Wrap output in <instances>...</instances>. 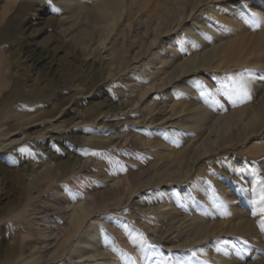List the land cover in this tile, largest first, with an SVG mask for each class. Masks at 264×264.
<instances>
[{"label":"bare ground","instance_id":"bare-ground-1","mask_svg":"<svg viewBox=\"0 0 264 264\" xmlns=\"http://www.w3.org/2000/svg\"><path fill=\"white\" fill-rule=\"evenodd\" d=\"M52 6L60 11H51L47 0H0V154L16 145L14 137L46 125L37 114L39 95L22 96L19 90L34 92L38 88L32 83L34 76L42 82L54 81L57 46L71 49L81 63L93 68L86 96L104 97L103 103L111 108L98 112L91 122L69 125L91 134L79 143V158H63L55 168L42 171L47 163L36 160L33 150L39 145L52 153L53 137L61 139L69 128L57 124L27 136L22 147L34 155L18 149L8 153L17 160L25 158L26 183L37 176L27 184L30 193L40 183L59 187L57 201L49 208L64 221L62 233H55L46 221L40 224L42 218L32 204L22 201L17 216L27 229L10 264H132L129 256L140 264L138 245L114 230L117 221L132 227L127 232L142 233L160 246L165 256L169 250L181 255L193 249L198 256L194 264H231L238 252L221 245L222 251H216L217 244L210 238L222 233L242 235L252 243L249 223L235 222L239 212L232 192L215 179L223 161L214 164L209 155L221 148L249 145L251 138L264 132L263 74L259 77L254 72L257 63L249 61L264 53V0H52ZM251 13L262 19L259 27L247 22ZM140 23L151 34L148 53L136 48L143 46L135 27ZM251 28L261 33L255 39L247 33ZM49 34L48 43L54 44L45 48ZM11 44L20 46V60L7 49ZM22 68L32 75L19 84ZM245 70L251 71L250 76ZM241 74L250 81V102L233 107L217 95L220 104L211 105L201 97V84L214 91L227 75ZM125 88L140 99L130 97L118 106ZM60 96L65 98L63 93ZM7 118L16 125L13 132L4 131ZM114 125L118 126L112 130ZM129 126L135 129L133 138L149 163L141 179L124 176L114 154ZM94 151L102 155L94 156ZM262 151L264 141L255 140L245 150L253 156ZM84 169L96 176L91 193L106 192L107 200L86 202L87 195L72 187ZM149 187L153 191L145 193Z\"/></svg>","mask_w":264,"mask_h":264},{"label":"rangeland","instance_id":"rangeland-1","mask_svg":"<svg viewBox=\"0 0 264 264\" xmlns=\"http://www.w3.org/2000/svg\"><path fill=\"white\" fill-rule=\"evenodd\" d=\"M141 23L135 27H137L136 31L139 32L138 38H140L143 41V46H136V48L137 50L140 48L142 50L143 48L142 51L144 53L146 52L148 53V49L150 48L149 43L151 41V34H150V31L145 30L144 28L145 25H142ZM247 33L251 36H254V39L259 34H261L257 32L255 29L253 30L252 28L249 29ZM49 35L50 36H47L48 39H46L43 44L45 48H50L54 44L52 42L48 43V41L50 40L51 34ZM125 44L126 45L129 44V39H126ZM11 45L8 46L7 49L12 50V56L14 58L17 57L16 59L20 60L22 58V56H20V46H17L16 44H14L16 47L14 45L12 46ZM57 47L59 49L58 50L59 55L57 57V71H56L54 81L42 82V80H40L38 76H34L32 79H34L35 81L32 83L33 84L35 83L34 85L36 86V88L38 87L34 92L28 91V89H24V88H21L19 90L22 96L23 95L27 96L28 94H30L31 96L39 95L38 97L40 98L39 103H40L41 110L37 114H38V117L39 116L41 117V118L39 117L40 119H45L44 121L46 122V125L33 128L32 130L24 131V133H21L20 135L14 137V139L17 140L16 145L13 144L11 146L6 147V149H4V152L0 154V264H10L12 260L11 257H13L14 252H16L17 250L21 248L20 241H21V237L24 235L22 233H24L27 228L26 226H24L21 219H19V217L17 216V213L20 211V208L23 207L24 205L23 202H28L32 204L30 206L31 208H33V211L36 213V215L39 218H42V221L40 224L43 225L45 224L44 222L46 221L49 230H52V231L54 230L56 231L55 233L57 232L62 233V231L64 230V221L62 217L59 215V213H57V211L51 210L49 208V206L55 205L57 201L56 191L59 192L58 191L59 187L58 186L56 188L55 186L47 187L45 183L44 184L40 183L41 186L40 184H38L37 187L40 186L39 188L42 187L43 190L42 189L40 190L39 188L36 187L37 191H35L34 193H30L27 184L32 183V181H34L37 176L32 175L30 178V181L26 183L24 181L25 179H27L24 175L25 174V171H24L25 158L24 157L19 158L20 156L16 155V156H19L17 160L13 157H7V156L13 155V154H8V153L13 152L17 149L19 152L20 147L26 144L28 135L34 136L36 135V133L38 135L39 133L45 131L44 128L51 127L52 125H56V124L63 125V126L68 125L69 127V125H71L72 123L79 122V121L91 122L94 119L93 117L97 116L98 112H101V111L106 112V111H109L111 108V106L109 107L108 104L103 103L104 97H100V99L94 100L93 97L87 98L86 96V95H89L87 93H88V90H90L89 86L92 83L91 78H92V73L94 72L93 68L84 63H81L78 59V55L75 52H73L71 49H64L62 46L60 47L57 46ZM104 52L105 50H102V53ZM256 59L257 61H255V58L251 60L249 59V61H251L250 62L251 64L257 63L258 66L260 65L259 67L255 66V69L257 70L255 71L253 70V71L257 72L259 74V77L263 74L262 77L264 78V71H263L264 70V53L260 52V54L256 57ZM24 70L26 71V68L25 69L22 68L18 73L19 76L17 75L19 84L23 83V81L30 79L29 76L32 75V74H29L27 71L25 72ZM262 77H260V79L261 81H264ZM83 92L85 94L82 96L81 94H83ZM60 93L61 94L63 93V96L65 97L63 100H62V97L60 96ZM138 96L139 94H135V97H134V95H131V93H129L128 88L127 89L125 88L123 92L122 101L118 100L119 102L117 101L116 105L119 106L123 102H127L126 100L130 101V99L132 98L133 99L135 98V100L138 98L136 101L138 102L140 99V97ZM71 97H73V99H71ZM222 98L225 99V97H222ZM68 99L72 101L71 102L72 104L69 103L70 101ZM99 102L102 103L101 106H98ZM61 112L64 114V115L62 114L63 115L62 118L59 117V114ZM10 119L11 118H7L4 121V124H6L4 131L6 133L13 132L14 129L16 128V125L13 123V119L11 120ZM213 121L215 120L213 119ZM117 126L114 125L113 128L112 127L110 128L112 130H115ZM68 129L63 135H61L64 138L61 137V139H59V138L53 137V140L51 142V149H52L51 154H48L42 148V146H39V145L35 146L33 150L35 154V155L33 154L35 159L36 160L39 159V161L43 160V162L45 161L44 165H46L47 163V165L43 167L42 171H46L47 167L48 168L50 167L51 169L55 168L59 163L63 161V158L72 159L74 157L76 158L80 156L81 148H79L78 145L83 140L82 138L90 137L91 134L83 132L84 129H72L71 127H69ZM125 131H126L124 132L125 138L123 139L124 141L121 142L120 144L121 146H118L114 154H115L117 161H119V164L120 165L122 164L124 168L126 169L122 171V174H124V176H126L125 174H127V176L129 177L132 176L131 178L133 179H141L144 175H146L145 173H147L148 171L149 163H148L147 158L145 157L144 149L137 143L135 139L136 137L134 136L133 138V135H135L134 134L135 129L129 126ZM127 132L131 134L128 135ZM70 135H71L72 140L71 139L68 140V137ZM101 135L105 136L106 134H104L103 132H100V136ZM18 139H21V140H18ZM254 140L257 143H259L260 141L263 142L264 132L259 136H255L251 138L249 145ZM249 145H242L236 148L235 147L221 148V150H219L217 154L209 155L210 159L214 160L213 162L214 164L217 162L219 163L218 160L223 161V163H219L220 164L219 169L221 170V172H217V174H215V179L217 180L216 182L217 185L218 184L225 185L232 192L233 201L236 207L238 206L237 210L239 212L238 213L239 216L237 215L235 217L237 219V220L235 219V222L241 223L240 220L242 219L243 222L249 223L248 237L252 238V243L244 244L243 243L244 236L242 235L233 236V235L222 233L220 235L221 237L220 236L218 237L220 241H222L223 239V241L228 242L227 244L221 243L219 244V246L221 245V247L222 246L232 247L234 250L238 252V255L234 257L236 259L233 260L234 259L233 258L231 260V264L233 263L232 261L236 262V263L234 262L233 264H264V232H261L259 228V224H258V221L260 219L259 216L253 217L251 215V204H250V200H251L250 198H252L251 190L253 188L254 181L257 179V177L264 179V151L260 152L256 156L250 155L245 152V150H247V147ZM209 156L207 157L209 158ZM231 166H232V169H231ZM238 169L243 170V171L237 172L236 170ZM83 171L77 174L79 178L77 181L78 183L76 182L72 184V187H77L79 190H82L87 195L85 199L86 202L89 201L93 203V202L100 201V200L102 201L107 200L108 193L106 192L98 193V191L97 192L93 191L94 193H91V190L95 188L93 185L96 184V176H93V173L91 170L84 169ZM221 174H223L222 177H221ZM241 177H243V179H241ZM242 188L246 189V191H242L241 190ZM51 190H54L55 194ZM152 191H153L152 187H149L144 190L145 193L147 192L149 193ZM123 224L128 225L127 222ZM114 225H113L114 230L117 232L120 231L124 233V236H129V232L127 231L132 232V227L129 225H128L127 231L124 228L118 226V223L116 222L114 223ZM192 238L195 239V237H192ZM214 238L216 239V237L214 236L213 238H210V240L212 241L214 240L216 244V240ZM202 243L205 245L211 246L210 242L209 241L207 242L206 239H203Z\"/></svg>","mask_w":264,"mask_h":264},{"label":"snow or ice","instance_id":"snow-or-ice-1","mask_svg":"<svg viewBox=\"0 0 264 264\" xmlns=\"http://www.w3.org/2000/svg\"><path fill=\"white\" fill-rule=\"evenodd\" d=\"M48 5L53 12H59L60 9L52 6V0H47ZM247 22L253 26L259 27L262 19L258 17L255 13L250 14V18ZM208 37H206L207 39ZM196 47V45H193ZM251 74L250 70H245ZM201 91L200 95L205 99L206 103L211 105H218L220 101L217 99V95H221L226 98L228 102L231 103L233 107L239 106L240 104L250 102L252 99L250 81L243 74L241 75H227L224 78V81L220 83V85L213 91L208 89L204 85H200ZM21 154L33 155L31 149L28 147H21L19 149ZM94 156L102 155L100 152H92ZM119 163V161H117ZM120 170H126L124 166L120 165ZM237 172H242L243 170H236ZM243 179V177H241ZM242 191H246V189H241ZM252 198L250 200L251 204V215L253 217L259 216L260 219L258 221L259 228L261 232H264V179L257 177L254 181L252 188ZM223 206V204H221ZM118 226L124 228L126 231L128 230V226L117 221ZM130 241L133 245H138L140 251V264H194V260L198 258L197 250L187 249L184 250V254L176 255L169 250V254L167 256L163 255L159 251L158 245L152 244L148 241V239L141 233L138 235H133L129 232ZM224 243L227 244V241H220L219 238H216L217 248L216 251H222L219 247V244ZM244 244H247V241H243ZM113 251L117 249L113 248ZM128 260L132 261V264H136V260L133 257H128ZM207 264V261L204 262Z\"/></svg>","mask_w":264,"mask_h":264}]
</instances>
